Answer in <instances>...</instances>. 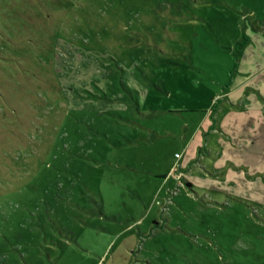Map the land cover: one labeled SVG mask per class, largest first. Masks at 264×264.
I'll return each mask as SVG.
<instances>
[{"label":"rangeland","instance_id":"1","mask_svg":"<svg viewBox=\"0 0 264 264\" xmlns=\"http://www.w3.org/2000/svg\"><path fill=\"white\" fill-rule=\"evenodd\" d=\"M0 264H264V0H0Z\"/></svg>","mask_w":264,"mask_h":264}]
</instances>
